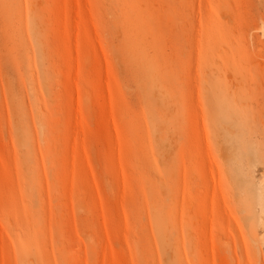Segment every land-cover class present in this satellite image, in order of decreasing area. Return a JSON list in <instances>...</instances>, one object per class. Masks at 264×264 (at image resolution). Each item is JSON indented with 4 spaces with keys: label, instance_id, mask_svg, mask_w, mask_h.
<instances>
[{
    "label": "rangeland",
    "instance_id": "obj_1",
    "mask_svg": "<svg viewBox=\"0 0 264 264\" xmlns=\"http://www.w3.org/2000/svg\"><path fill=\"white\" fill-rule=\"evenodd\" d=\"M0 264H264V0H0Z\"/></svg>",
    "mask_w": 264,
    "mask_h": 264
}]
</instances>
